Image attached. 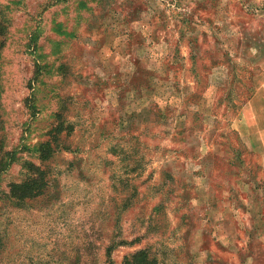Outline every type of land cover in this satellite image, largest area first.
<instances>
[{
	"label": "rangeland",
	"instance_id": "1",
	"mask_svg": "<svg viewBox=\"0 0 264 264\" xmlns=\"http://www.w3.org/2000/svg\"><path fill=\"white\" fill-rule=\"evenodd\" d=\"M263 79L264 0H0V264H264Z\"/></svg>",
	"mask_w": 264,
	"mask_h": 264
},
{
	"label": "trees",
	"instance_id": "2",
	"mask_svg": "<svg viewBox=\"0 0 264 264\" xmlns=\"http://www.w3.org/2000/svg\"><path fill=\"white\" fill-rule=\"evenodd\" d=\"M122 264H156V260L150 259L148 251L141 249L131 255L125 256Z\"/></svg>",
	"mask_w": 264,
	"mask_h": 264
},
{
	"label": "crops",
	"instance_id": "3",
	"mask_svg": "<svg viewBox=\"0 0 264 264\" xmlns=\"http://www.w3.org/2000/svg\"><path fill=\"white\" fill-rule=\"evenodd\" d=\"M264 80V79H263ZM253 107L251 106V103L249 102V104L247 106H245L243 108V113L246 114L247 112L248 113H251ZM247 126H248V129L251 127L249 124H245V127L247 129ZM255 132H256V137L257 139H259V142L258 141H253V143H255L256 145L258 144V147L259 148H264V141L262 140V135L260 133L263 134L264 132V126L263 127H258V128H255ZM252 144V142H250Z\"/></svg>",
	"mask_w": 264,
	"mask_h": 264
}]
</instances>
